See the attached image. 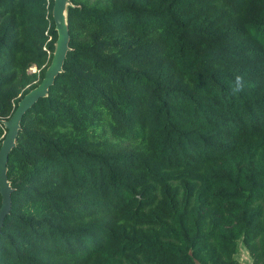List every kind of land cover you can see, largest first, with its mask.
Wrapping results in <instances>:
<instances>
[{"label": "trees", "instance_id": "16d2710c", "mask_svg": "<svg viewBox=\"0 0 264 264\" xmlns=\"http://www.w3.org/2000/svg\"><path fill=\"white\" fill-rule=\"evenodd\" d=\"M52 5L0 0V144L51 59ZM66 15L62 70L8 155L0 264H264V0Z\"/></svg>", "mask_w": 264, "mask_h": 264}, {"label": "water", "instance_id": "95a60500", "mask_svg": "<svg viewBox=\"0 0 264 264\" xmlns=\"http://www.w3.org/2000/svg\"><path fill=\"white\" fill-rule=\"evenodd\" d=\"M71 0H53L52 17L55 23L57 37L51 59L45 69L42 79L18 100L16 107L8 118L2 120L6 130L0 144V230L6 214L11 207V185L7 178L8 155L16 143L23 113L40 97L46 96L56 75L62 70L66 53L69 49V32L66 9Z\"/></svg>", "mask_w": 264, "mask_h": 264}, {"label": "rangeland", "instance_id": "374dc122", "mask_svg": "<svg viewBox=\"0 0 264 264\" xmlns=\"http://www.w3.org/2000/svg\"><path fill=\"white\" fill-rule=\"evenodd\" d=\"M32 69L35 68V65H32ZM236 257L243 261L244 263H249L250 262V256L249 253L247 252L246 248L244 247L242 241L239 242L238 249L236 252Z\"/></svg>", "mask_w": 264, "mask_h": 264}, {"label": "clouds", "instance_id": "9594fccd", "mask_svg": "<svg viewBox=\"0 0 264 264\" xmlns=\"http://www.w3.org/2000/svg\"><path fill=\"white\" fill-rule=\"evenodd\" d=\"M244 88H245L244 77L242 75H237L235 77L233 86L231 88L232 94L233 95L239 94L244 90Z\"/></svg>", "mask_w": 264, "mask_h": 264}]
</instances>
